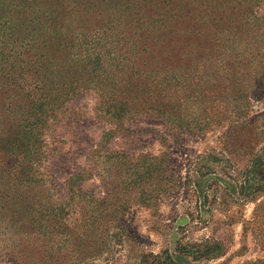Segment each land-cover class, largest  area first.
Instances as JSON below:
<instances>
[{"label":"rangeland","instance_id":"rangeland-1","mask_svg":"<svg viewBox=\"0 0 264 264\" xmlns=\"http://www.w3.org/2000/svg\"><path fill=\"white\" fill-rule=\"evenodd\" d=\"M242 3L227 0L215 10L218 36L264 40V2ZM256 51L264 54V46ZM250 58L227 64L237 80L242 66L250 72L220 104L227 117L199 129L176 130L148 116L117 123L96 108L92 91L68 100L43 132L44 182L29 193L34 202L0 210V264H27L30 257L35 264H151L163 250L178 264H193L176 244L206 239L221 249L202 264L263 262L264 188L253 189L264 167V57ZM77 187L87 194L90 218L72 230L82 216ZM100 199L105 210L115 203L124 211L97 213ZM53 215L71 230L57 229ZM30 220L38 222L35 230ZM90 220L106 221V241Z\"/></svg>","mask_w":264,"mask_h":264},{"label":"trees","instance_id":"trees-1","mask_svg":"<svg viewBox=\"0 0 264 264\" xmlns=\"http://www.w3.org/2000/svg\"><path fill=\"white\" fill-rule=\"evenodd\" d=\"M225 1L0 0V210L34 202L29 193L44 182L38 171L45 157L43 132L84 91L94 92L96 108L117 123L148 116L176 130H193L217 115L226 118L220 104L228 103L234 82L250 75L242 66L237 80L227 64L235 56L241 65L264 57L252 52L264 40L218 36L215 10ZM242 1L246 8L264 2ZM254 175L261 181L253 189L257 193L264 188V167ZM76 192L82 216L72 230L90 218L83 207L87 194L78 187ZM103 211L114 216L124 207L114 203L97 213ZM62 219L51 218L57 229L70 231ZM92 220L106 241V221ZM26 223L35 230L38 222ZM64 242L71 245L69 237ZM220 249L212 239L175 246L193 264ZM151 264L178 263L163 250Z\"/></svg>","mask_w":264,"mask_h":264}]
</instances>
